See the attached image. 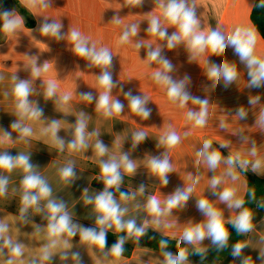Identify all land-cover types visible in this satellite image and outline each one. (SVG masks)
Instances as JSON below:
<instances>
[{
	"label": "crops",
	"instance_id": "obj_1",
	"mask_svg": "<svg viewBox=\"0 0 264 264\" xmlns=\"http://www.w3.org/2000/svg\"><path fill=\"white\" fill-rule=\"evenodd\" d=\"M50 3L47 0L44 3L34 0L31 5H26L22 0H0V13L8 11L13 18L21 20L14 32L5 33L3 20L0 19V154L7 152L12 156H29L33 172L51 188L49 199L63 202L72 223L78 226L75 236L63 237L69 240L71 247L63 249L58 246L52 260L43 264H77L71 256L74 252L80 253V264H164L165 252L138 243L129 257L116 258L105 248L81 241L80 228L99 231L96 218L100 214L95 210L94 203H85V198L94 199L102 192L92 186L95 178L103 179L101 162H119L121 156L127 154L134 163L135 171L131 174L125 172L123 166L120 168V187L129 190L132 198L122 200L113 197L121 208L127 209L122 217L124 221L134 220L138 227L148 221L145 231L152 229L163 236L183 241L186 228L207 222L208 217L198 209L201 199L207 200L221 213L223 224L230 222L241 209L229 208L227 202L219 199V193L224 188L234 187L236 198H244L247 181L233 166L236 179L227 174L230 166L226 163L224 152L233 156L239 153L242 160H249L247 167L252 170V165L259 160L260 166L253 171L264 177V126L258 122L264 112V86H250L249 69L231 45L220 55L210 50L194 55L186 40L170 49L167 37L150 34L147 29L153 17L160 20L167 36L179 31L177 25L170 24L163 16L162 5L166 6L167 0H142L139 5L129 4L127 0H61L59 4ZM187 3L195 9L199 21L198 32L207 35L210 31H220L222 11L217 10L212 0H187ZM253 5L249 10L240 0L231 19L235 29L255 28L250 18ZM115 20H119V23H115ZM44 23L60 24L62 38L42 33L40 29ZM133 25L138 29L136 35L130 36L127 43H119L122 34ZM73 30L80 32L87 40L88 47L96 51L107 49L110 53L111 63L106 70L111 73L115 85L110 97L123 104L121 113L105 117L102 111H97V100L103 92L98 78L105 68L93 65L88 58L75 53L74 42L70 40ZM230 32L225 37L230 36ZM137 44L141 47L137 48ZM257 46L256 55L264 58V42L258 40ZM156 49L172 65V71L167 73L172 80L184 81V90L191 97L208 101L204 127H194V121L187 116L189 111L199 112V104L190 99L184 107H180L179 101L174 103L169 100L167 86L154 80L155 72L165 71L162 63L148 60V52ZM224 62L235 65L237 79L226 84L221 76L213 87L208 71L212 66H220ZM45 64L48 65L46 71ZM34 68L40 69L39 76L33 75ZM21 80L30 85L28 100L31 107L42 110L38 118L19 115L14 87ZM50 81L55 83L56 92L53 97L47 98L45 93ZM88 93L93 97L91 101L84 99V94ZM126 93L145 99V106L150 109L147 119L132 112ZM65 94H70L66 103L62 100ZM255 97H259V100L250 103ZM240 108L246 112L244 118L238 115ZM81 118L86 122L88 147L72 150L68 144L74 139L75 125ZM53 121L58 125L57 138L64 141L62 150L52 133L46 131ZM13 123L31 128V135L22 138L21 133L12 128ZM212 129H218L217 133ZM169 131L176 132L181 138L180 143L171 149L160 143L161 137ZM5 132L9 134L7 140L3 139ZM137 132H144L145 139L133 147V135ZM98 140L107 149L103 156L97 155L95 145ZM205 141H211L210 151H219L222 156L215 169L208 167L205 157L197 155L203 150ZM253 144L255 156L251 155ZM165 155L171 165L167 184L150 168L153 158L163 159ZM69 164L75 175L65 182L60 177V169ZM25 175L27 173L19 166L11 172L0 169V177L8 180L6 194L0 196V222L8 225L7 236L24 247L23 256L16 264H32L33 261L41 264L40 250L48 243V201L42 199L39 202L41 212L29 208L25 218H20L22 180ZM214 177L221 179L215 189L211 186ZM197 178L198 182L193 185ZM141 186L143 192H140ZM189 186H193V191L187 202L172 209L170 214L158 217V225L153 224L151 221L154 217L146 208L149 198L155 196L163 208L177 189L186 190ZM253 225V230L246 233L247 246L242 250L241 257L233 256L228 264H241L243 257H251L252 264H264L259 256L260 250L264 249V216ZM109 232L118 231L113 226L106 234ZM211 244L210 238L206 237L199 245H189L206 249ZM62 252H68L67 260L60 259ZM8 258V249L5 248L0 254V264H5ZM186 264L197 263L188 258Z\"/></svg>",
	"mask_w": 264,
	"mask_h": 264
},
{
	"label": "clouds",
	"instance_id": "obj_2",
	"mask_svg": "<svg viewBox=\"0 0 264 264\" xmlns=\"http://www.w3.org/2000/svg\"><path fill=\"white\" fill-rule=\"evenodd\" d=\"M26 5H31L34 0H22ZM44 3L45 0H40ZM142 0H127V3L132 5H139ZM45 6H47L45 4ZM264 7V0H262L261 5ZM163 16L172 25H177L179 31L173 33L171 36H167V32L162 30L161 22L158 18L153 17L150 21L147 31L152 35H159L161 38L167 37L168 48H173L182 40H186L189 49L194 55L204 53L206 50H210L211 53L220 55L223 54L226 47L231 45L235 52L239 55L242 62L246 63L249 69L250 86L261 87L264 86V58L256 55V47L258 43V33L255 28H242L237 27L233 34L225 37L219 30L210 31L207 35L202 32H198L199 21L196 18L194 7L187 3V0H167L166 6H163ZM0 19L3 20L2 29L5 33L14 32L21 24L19 18H13L12 14L8 11L0 13ZM115 23H119V20H115ZM61 25L58 23H44L41 26V32L48 35L51 34L56 38L60 37ZM138 29L136 25H133L130 29L126 30L120 37L119 43H127L130 36L136 35ZM70 40L74 42V51L77 55L81 57L88 58L93 65L103 66L105 70L98 78L99 86L103 88V92L100 94L97 100V111H102L105 117H111L114 114H119L123 110V104L118 100H112L110 97L111 89L115 86L112 81L111 73L106 70L107 66L111 63V55L107 49H101L96 51L94 48L87 46V40L81 36L80 32L73 30L70 33ZM137 48L141 47L140 44L136 45ZM148 60L157 61L162 63L164 72L157 71L153 74L154 80L162 85L167 86V96L172 102L179 101V106L184 107L186 103L191 99L193 103L199 104V112L187 113L188 119L194 121V127H204L206 124L207 117V104L208 101L201 100L196 97H191L184 90V81L176 82L167 74L172 71V65L166 59H163L160 55V50H150L148 52ZM48 65H44V70L46 71ZM33 75L39 76L40 69L34 68ZM223 77L225 83H231L237 79L238 72L235 65H230L224 62L220 66H212L208 71V78L213 81V87L216 82ZM15 79V77L13 78ZM31 88L27 81L21 80L14 87V94L17 98V109L19 115L23 117L28 115L31 118H38L42 115V110L38 108H33L30 105L28 97L30 95ZM56 85L54 82H49L45 93L47 98H51L55 95ZM129 98V107L132 112L140 115L142 118L147 119L150 116V109L146 105L145 99L139 96H132L131 93H126ZM70 99V94H65L62 97L63 102H67ZM84 99L91 101L93 99L90 93L84 94ZM259 100V97H255L250 100V103L254 104ZM238 115L241 118L246 116V112L243 108L238 110ZM262 126H264V112L261 113L258 121ZM12 128L18 130L21 133V137L30 136L32 133L31 128L22 127L20 123H13ZM85 128L86 122L83 118L78 119L74 130V139L68 144V147L72 150L86 149L88 147L85 138ZM52 133L53 139L56 141L58 147L62 150L64 147V141L57 138L58 125L55 121L52 122L49 129ZM91 135H98L97 133H92ZM187 135V133L185 134ZM9 138V134L5 132L4 140ZM145 139L144 132H137L133 135V147ZM180 136L174 132L169 131L161 137V144L166 145L169 149L174 148L180 143ZM226 145H222L224 147ZM97 155L103 156L107 149L99 140L95 145ZM211 148V141H205L203 145V150L198 152V156H203L206 158L207 165L210 169H215L222 160V156L219 151L209 150ZM251 155H256V148L253 144L251 149ZM226 163L230 166L228 170V175L232 176L233 180L236 179V175L232 168L233 165L239 163L241 168H246L250 163L247 159H241L240 154L237 153L235 156L229 155ZM22 167L27 175L24 176L22 180L23 194L21 196V208H20V218L24 219L25 214L28 212L29 208H34L36 212H41L42 209L39 206V202L44 199L47 200L46 209L48 215L46 219L47 223V240L46 243L40 250L39 259L41 264L43 262H50L52 257L59 247L63 249L70 248L69 240L63 237L67 236L71 238L76 235L78 226L73 224L69 214L65 211V205L63 202H56L49 199L51 196V188L48 186L47 182L41 178L38 174L33 172V165L30 163L29 156L27 155H17L12 156L11 154L5 152L0 154V169H5L11 172L16 167ZM123 166L124 171L131 174L135 171L134 163L129 160L127 154L121 156L120 161L110 160L107 162H101V173L103 176L104 183L106 185L104 191L100 192L95 198L86 197L85 203H94L95 210L100 214L96 218V224L99 226V231L95 228H80V237L82 242H87L90 245H96L100 249H104L107 244L106 232L108 229L115 226L116 231L126 230L128 236H135L137 239L144 235L145 227L148 221H145L144 226L138 227L134 220L124 221L122 217L124 216L127 209L121 208L113 197V193L108 189L115 187L119 190V186L122 181V175L120 168ZM260 166V161L257 160L253 165V170ZM151 171L157 174L164 184L168 183L167 174L171 171V165L167 156L163 159L153 158L150 161ZM74 169L71 164L60 169V177L63 181L69 182L74 177ZM198 182L193 181V185ZM221 182L219 177H214L211 181V186L213 189L217 187ZM8 180L5 177H0V196H4L7 191ZM193 191V186H189L186 190L177 189V191L170 196L165 202V206L162 208L160 201L155 197H151L146 205L147 211L154 218L151 221L153 224L158 225L160 223L158 217L162 215H168L171 210L177 207L183 206L189 199L190 193ZM140 192H143V186L140 188ZM254 198V193H252ZM129 197L126 193H121L122 200H128ZM219 199L221 201L227 202L228 207H235L237 209H242L239 214L231 222L233 228L239 234H244L251 232L253 230V214L247 209L243 208L244 200L243 198H236V189L234 187L224 188L222 192L219 193ZM198 209L204 213L208 219L206 223L195 224L194 226H189L185 229L182 240L188 244L199 245L206 237L210 238L211 243L217 249H223L227 247V242L229 239V233L224 227L221 213L213 208V206L205 199L198 201ZM39 231V228H37ZM8 225L0 222V254L3 253L4 249H8L9 258L5 261V264H16V261L23 256L24 247L22 244L14 242L9 236H7ZM125 237H120L118 241L111 247L110 254L116 258H119L124 249L123 244ZM161 247L167 246V241L162 240ZM247 245L245 243H237L233 246L232 255L234 257H241L242 250ZM205 249L197 247L196 253L203 255ZM68 252H62L60 254L61 260L68 259ZM72 259L80 264L81 257L79 252H74L71 254ZM259 256L264 260V249L260 250ZM164 264H186L188 259L187 249L181 248L177 255L173 256L170 252L164 253ZM32 264H36L35 261ZM241 264H252L251 257H243Z\"/></svg>",
	"mask_w": 264,
	"mask_h": 264
},
{
	"label": "trees",
	"instance_id": "obj_3",
	"mask_svg": "<svg viewBox=\"0 0 264 264\" xmlns=\"http://www.w3.org/2000/svg\"><path fill=\"white\" fill-rule=\"evenodd\" d=\"M261 3L262 0H255L250 18L256 30L264 39V7L260 6ZM224 155L228 158L231 154L224 152ZM233 167L246 178L247 189L243 198L245 202L243 208H247L252 212V223H254L257 219H260L264 216V177L259 176L249 167L241 168L239 163L233 165ZM92 186L100 191H104L106 187L104 180L98 178H95L92 181ZM108 190L113 193V196L121 198V193H126L130 197L129 190L120 186L119 190H117L115 187ZM252 193H254V198ZM224 227L229 233L227 247L223 249H217L211 244L205 249L203 255L197 254L196 248L190 246L186 242L163 236L152 229L146 230L144 235L138 239L135 236H128L126 230L116 233L109 232L106 234L107 244L105 249L110 251L111 247L118 241L120 237H125L123 244L124 251L121 255L123 257H129L133 252L135 244L138 243L140 246L159 252H172L178 254L181 248L187 249L188 258L194 260L197 264H228L233 257V246L237 243H246L247 234L237 233L231 222L224 223ZM162 240L167 241L166 247H161L160 242Z\"/></svg>",
	"mask_w": 264,
	"mask_h": 264
},
{
	"label": "rangeland",
	"instance_id": "obj_4",
	"mask_svg": "<svg viewBox=\"0 0 264 264\" xmlns=\"http://www.w3.org/2000/svg\"><path fill=\"white\" fill-rule=\"evenodd\" d=\"M47 1L48 3L51 2L52 4L53 3L59 4L61 0H47ZM212 1L216 4L217 10L221 9L222 11L223 18H222L220 32L225 36L227 32L231 30L230 34H233L235 31V27L233 26V24H231V19L235 12L234 10L237 8L238 4L240 3V0H212ZM243 3L245 6L247 5V8L250 10L251 6L254 3V0H243ZM249 13L250 11H248L247 15H249ZM258 36H259L258 40H260L261 42H264V40L260 37L259 34ZM256 48L258 49V46ZM212 130L217 133L218 129H212ZM222 132L226 133L225 131H222Z\"/></svg>",
	"mask_w": 264,
	"mask_h": 264
}]
</instances>
